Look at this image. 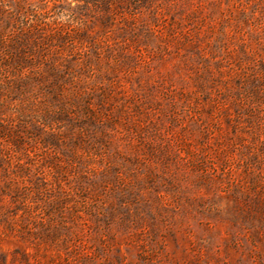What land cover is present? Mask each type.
Returning a JSON list of instances; mask_svg holds the SVG:
<instances>
[{
	"label": "rangeland",
	"instance_id": "rangeland-1",
	"mask_svg": "<svg viewBox=\"0 0 264 264\" xmlns=\"http://www.w3.org/2000/svg\"><path fill=\"white\" fill-rule=\"evenodd\" d=\"M0 264H264V0H0Z\"/></svg>",
	"mask_w": 264,
	"mask_h": 264
}]
</instances>
